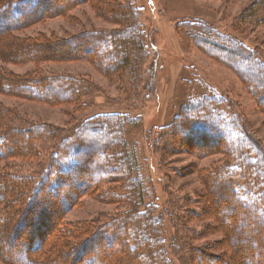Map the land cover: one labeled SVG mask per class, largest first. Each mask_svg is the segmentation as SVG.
<instances>
[{"label": "trees", "instance_id": "16d2710c", "mask_svg": "<svg viewBox=\"0 0 264 264\" xmlns=\"http://www.w3.org/2000/svg\"><path fill=\"white\" fill-rule=\"evenodd\" d=\"M82 1L0 0L1 59L38 64L81 58L108 78L120 80L133 97L140 96L148 36L140 23L139 7L131 0L93 2L100 17L118 25L114 29H92L62 41L13 37L15 30L65 13ZM260 9L264 11V0L258 4ZM256 19L264 22V16ZM181 22L195 45L233 69L264 110L263 58L202 21ZM89 88L85 80L71 74L16 75L0 68V92L47 104L83 106L80 100ZM224 98L204 95L187 101L166 128L169 136H178L193 150L224 156L219 165L199 172L207 215L222 235L221 245L213 244V248L222 254L192 246L187 233V238L174 235L170 244L183 248L179 255H195L193 260L187 258L188 264L194 260L199 264H264V145L245 124L226 114ZM132 123L126 114L102 113L63 129L31 122L0 104L1 261L172 264L174 253L169 255L164 244L162 215L156 201L149 198L151 189L146 188L137 153L127 141V127ZM92 136L95 140L86 146L84 142ZM10 159L34 168L20 171L1 166ZM81 195L113 204L117 210L90 221H65L64 211Z\"/></svg>", "mask_w": 264, "mask_h": 264}, {"label": "rangeland", "instance_id": "374dc122", "mask_svg": "<svg viewBox=\"0 0 264 264\" xmlns=\"http://www.w3.org/2000/svg\"><path fill=\"white\" fill-rule=\"evenodd\" d=\"M261 1L131 0L139 7L140 23L148 36L149 56L143 66L144 91L140 96L133 97V91L121 87L120 80L108 78L81 58L45 60L35 64L7 62L0 57V68L12 74L25 75L35 71L71 74L90 86L89 93L80 100L83 106L75 102L52 105L2 92L0 104L14 109L31 122L63 129L96 114L120 113L131 117L133 123L127 127V141L137 153L145 186L151 189L149 198L156 201L162 215L164 244L169 255L174 253L172 264H188V257L195 259L193 253L191 256L179 255L184 253L183 248L170 244L174 235L187 238V233L192 246L222 254L219 248H213V244L221 245L222 235L207 215L199 172L219 165L224 156L202 149L193 150L178 136H169L166 128L187 101L204 95H222L227 102L226 114L245 124L249 133L264 145V110L257 106L233 69L201 51L183 30L185 26L179 23L202 21L256 51L264 60V22L256 19L264 16L263 7L257 10ZM93 2L95 0H84L65 13L32 22L15 30L13 37L62 41L92 29L116 28L115 22L99 16ZM254 5L256 8L251 9ZM93 140L95 136L86 139L84 144L91 146ZM4 164L20 171L34 168L18 159L7 160L1 166ZM116 210L113 204L81 195L69 203L63 219L70 223L85 222ZM184 215L187 216L183 223L181 217ZM0 264L6 263L0 260ZM190 264L199 263L194 260Z\"/></svg>", "mask_w": 264, "mask_h": 264}]
</instances>
